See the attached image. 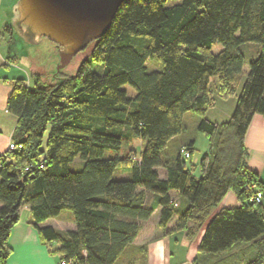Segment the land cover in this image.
I'll return each instance as SVG.
<instances>
[{
	"label": "trees",
	"instance_id": "trees-1",
	"mask_svg": "<svg viewBox=\"0 0 264 264\" xmlns=\"http://www.w3.org/2000/svg\"><path fill=\"white\" fill-rule=\"evenodd\" d=\"M170 1L177 4L167 7ZM9 19L11 54L15 41L24 43ZM248 43L260 52L236 109L228 122L214 123L206 119L214 95H237L246 64L240 47ZM216 44L223 46L218 55ZM86 51L76 75L55 69L48 80L34 75V90L19 80L8 99L18 119L12 142L22 149L0 157V264L12 255L11 231L25 206L42 240L59 244L60 261L135 264L131 247L143 223L160 208L165 230L178 213L172 193L187 202L173 231L206 227L200 254L220 257L248 245L246 255L216 264H240L247 256L245 264H264V206L254 201L258 193L264 199V183L249 168L246 147L254 117L264 118V0H130ZM149 61L163 69L150 72ZM125 86L137 95L129 98ZM188 113L201 118L198 131L209 144L201 177L187 165L196 142L177 140ZM136 141L142 147L134 164L120 154ZM79 157L82 170L72 171ZM118 169L131 177L116 180ZM230 193L240 207L210 220ZM65 212L75 232L41 227Z\"/></svg>",
	"mask_w": 264,
	"mask_h": 264
},
{
	"label": "crops",
	"instance_id": "crops-1",
	"mask_svg": "<svg viewBox=\"0 0 264 264\" xmlns=\"http://www.w3.org/2000/svg\"><path fill=\"white\" fill-rule=\"evenodd\" d=\"M17 2L18 0H0V28L2 26V31H4V35L0 37V157L7 153L18 122V119L7 110L8 99L19 80L26 82L28 86L31 85L27 76L22 77L15 70L16 59L12 58L9 51L11 37L8 33L6 36V28L3 25V20L9 18ZM2 43L7 52H3ZM227 117L229 121L232 115H227ZM246 147L250 155L249 168L262 177L264 172V118L262 116L254 117L247 133ZM158 172L161 179H166L167 172L164 169H159ZM172 197L178 213L165 230L160 227V208L156 209L149 221L143 223L142 229L131 247V256L135 264H209L213 260L214 257L199 253L206 227L194 234L188 230L173 231L183 212V204L186 202L176 193H172ZM153 202L154 196L147 194V203L151 205ZM239 207L240 203L236 196L230 193L217 213L222 209ZM25 208L28 209V214L23 216L22 212ZM62 215L57 219L48 220L41 227H52L61 233L75 232L77 227L73 216L68 214L65 218H61ZM9 245L12 248V255L8 259V264H59L61 259L57 252L59 244L45 243L42 240L32 225L31 213L27 206L21 210L19 223L11 231Z\"/></svg>",
	"mask_w": 264,
	"mask_h": 264
},
{
	"label": "rangeland",
	"instance_id": "rangeland-1",
	"mask_svg": "<svg viewBox=\"0 0 264 264\" xmlns=\"http://www.w3.org/2000/svg\"><path fill=\"white\" fill-rule=\"evenodd\" d=\"M176 4H177L176 2L170 1L166 6L172 7ZM3 21H4L3 25L6 27L8 25L7 18H5ZM1 31H2V26L0 28V33H1L0 37L1 35H4V31L2 32ZM1 39L3 40V38ZM1 48L3 52H7L5 45L3 43H2ZM13 49L14 51H12L11 56L13 59H16V65H15L16 69L15 70H17L19 75H21L22 77L27 76V78H29V83H31L30 85L31 90L35 89L34 75L36 76L38 74H41L42 76H45L44 77L45 80H48L49 78L52 77V70L54 69L56 70V66L59 63L58 49L56 45L50 43L47 40H43L42 43L38 47H28L25 44H21L15 41L13 45ZM222 51H223V46L221 44H216L212 49V52L215 55H218ZM240 52L244 54L246 58V64L243 70L242 81L236 88L237 95H235L234 97H231L228 100L220 99L218 96H216V94L214 95V97L216 98L215 106L211 108L206 115V119L212 122L224 123L228 121L229 119L227 115H233L236 109V106H237L238 98L240 96L243 83L246 79V76L249 73L250 63L253 60H255L257 55L259 54L260 46L255 43H248L240 47ZM89 56H90L89 51H86V52L84 51L83 53L79 54L77 57H75V59L70 64V66L63 72L66 75H70V76L76 75L81 64L86 59H88ZM147 67L150 72L161 71L163 69V67L160 64L154 61H149L147 64ZM92 69L96 70L97 68L96 66L93 65ZM50 72H51V75H50ZM123 90L127 91L129 98H134L137 95L136 92L130 86H125ZM200 120L201 118L198 115L193 114V113H188L184 118L183 135H181L177 139L178 142L182 144H185L188 141L196 142L192 160L191 161L189 160L187 162L188 169H192V172L196 177H201L200 164L202 162V159L207 155L209 151V144H208V140L206 136L198 131V125L200 123ZM141 147H142V143L139 141H136L129 147L125 148L120 154V156L129 158L130 162L135 164L139 162ZM82 167H83V161L79 157L71 165V170L80 171L82 170ZM130 177H131V174H126L120 169H118L115 173L116 180H125V179H129ZM261 179L264 182V172L262 173ZM262 201L264 204L263 197H262ZM186 206H187V202L183 204L182 211L186 209L185 208ZM27 214H28V209L25 208L24 211L22 212V215L24 216ZM68 214L70 213L65 212L61 218H65L66 215ZM216 214H217V211H215L214 214H212L210 220ZM246 247H248V245L241 246L238 249H236L233 253L238 255V257L240 258L241 256L239 255L240 252L241 254L244 253L246 255L247 253ZM233 253L229 255H222L220 257H214L213 260L209 262V264H216V262H218L219 260L232 257ZM248 261H250L249 256L243 258L242 261H240V264H245Z\"/></svg>",
	"mask_w": 264,
	"mask_h": 264
},
{
	"label": "water",
	"instance_id": "water-1",
	"mask_svg": "<svg viewBox=\"0 0 264 264\" xmlns=\"http://www.w3.org/2000/svg\"><path fill=\"white\" fill-rule=\"evenodd\" d=\"M130 0H18L9 23L28 47L43 40L56 45V73L66 70L89 45L107 34L122 7Z\"/></svg>",
	"mask_w": 264,
	"mask_h": 264
},
{
	"label": "built area",
	"instance_id": "built-area-1",
	"mask_svg": "<svg viewBox=\"0 0 264 264\" xmlns=\"http://www.w3.org/2000/svg\"><path fill=\"white\" fill-rule=\"evenodd\" d=\"M22 147L21 146H17L15 143H13L12 141L10 142L9 144V148H8V151H11V152H15V151H19L21 150ZM183 155L186 159L189 158V154L186 153L185 151L183 152ZM255 201L257 203H261L262 202V194L261 193H258L256 198H255ZM59 264H75L74 261H60Z\"/></svg>",
	"mask_w": 264,
	"mask_h": 264
}]
</instances>
